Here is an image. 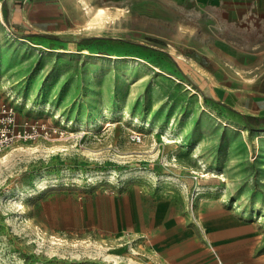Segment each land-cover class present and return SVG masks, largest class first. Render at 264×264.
<instances>
[{"label":"rangeland","instance_id":"rangeland-1","mask_svg":"<svg viewBox=\"0 0 264 264\" xmlns=\"http://www.w3.org/2000/svg\"><path fill=\"white\" fill-rule=\"evenodd\" d=\"M141 3L0 0V264H264V9Z\"/></svg>","mask_w":264,"mask_h":264},{"label":"crops","instance_id":"crops-1","mask_svg":"<svg viewBox=\"0 0 264 264\" xmlns=\"http://www.w3.org/2000/svg\"><path fill=\"white\" fill-rule=\"evenodd\" d=\"M140 2V8L143 0H87L90 5L113 9V7L125 9L127 3L137 5ZM151 11L149 15L155 18V23L159 26L163 24H174L173 16L190 13L206 14L214 20L216 16L221 19V12L231 13L238 11L260 10L264 9V0H148ZM134 8V6H133ZM121 16V15H120Z\"/></svg>","mask_w":264,"mask_h":264},{"label":"built area","instance_id":"built-area-1","mask_svg":"<svg viewBox=\"0 0 264 264\" xmlns=\"http://www.w3.org/2000/svg\"><path fill=\"white\" fill-rule=\"evenodd\" d=\"M32 130L34 131V129ZM33 131L25 128L19 129L12 104H0V152L16 140L31 137Z\"/></svg>","mask_w":264,"mask_h":264},{"label":"bare ground","instance_id":"bare-ground-1","mask_svg":"<svg viewBox=\"0 0 264 264\" xmlns=\"http://www.w3.org/2000/svg\"><path fill=\"white\" fill-rule=\"evenodd\" d=\"M82 5L84 6L83 9H85L86 12L91 11V6L86 5L85 2H82ZM107 10H110L107 12ZM124 9L113 7V9L103 8V7H95L91 12V18L88 19L85 23V27L87 29H92L96 27H102V25L109 19H116L121 14H123ZM1 16V15H0Z\"/></svg>","mask_w":264,"mask_h":264},{"label":"trees","instance_id":"trees-1","mask_svg":"<svg viewBox=\"0 0 264 264\" xmlns=\"http://www.w3.org/2000/svg\"><path fill=\"white\" fill-rule=\"evenodd\" d=\"M23 36V35H22ZM47 36H50V37H52V38H55V39H57V38H59L60 36L59 35H47ZM21 37V36H20ZM95 37L94 36H92V37H84V38H81L80 40H79V42L80 43H82V44H87V43H89L90 41H92V39H94ZM249 129H257L258 127L256 126V127H254V128H252V126H249L248 127ZM264 129V128H263Z\"/></svg>","mask_w":264,"mask_h":264}]
</instances>
